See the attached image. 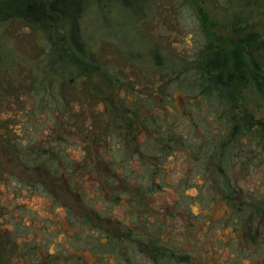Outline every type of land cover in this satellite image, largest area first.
Wrapping results in <instances>:
<instances>
[{"label": "rangeland", "instance_id": "rangeland-1", "mask_svg": "<svg viewBox=\"0 0 264 264\" xmlns=\"http://www.w3.org/2000/svg\"><path fill=\"white\" fill-rule=\"evenodd\" d=\"M4 1L6 0H0V3ZM43 1L48 4L47 8L52 6L58 21L56 26L62 31H57L56 35L65 36L72 41L78 40L84 49V53L78 57L83 58L86 64L91 61V68H97L98 62L101 64L94 74L89 75L90 80L82 79L83 87L85 83H93L97 87V93L120 100L129 95L131 107L135 96L153 99L151 105L162 109L156 114L169 119L164 122L170 124L169 133L187 135L184 130L190 125L177 116L185 108L183 85L188 79L196 78L194 65L197 66V63L192 62L199 58V52L206 46L226 58V72L232 76L234 112L248 113L255 120L264 121V89L254 75L255 65L264 67V0H41ZM13 21L9 20L4 22L3 27L0 26V63L9 67L7 71L12 79L9 83L13 87L29 86L36 79L32 74L27 79L25 76L33 72L31 64L38 61L37 57L44 49L41 45L46 44L48 37L27 27L22 21ZM253 35L257 37L254 39ZM52 51H55L56 58L57 54L62 53L61 48L50 50L51 54ZM67 63L69 62H63V67L68 68L71 76H78L80 72ZM36 66L41 75L39 79H42L43 64ZM182 71L184 72L179 75ZM105 72H112V77L129 76L130 84L138 86V93L134 95L122 91L116 96L113 85L104 78ZM0 77L4 79L3 73H0ZM2 83L0 130H3L2 122L7 121L17 131L21 127L30 130L35 134L33 140L39 141L51 132L53 122L56 123L57 120L64 123L63 119L58 118L63 115L51 110L50 105L44 103L39 95L35 97V94L26 93L22 96L21 105L16 100L10 103L3 101L2 92L12 88L6 82ZM138 102L142 115L143 111L146 112L145 109L150 113V102ZM205 102L202 105L206 107L209 116H214L218 107ZM80 103L81 101L76 102L75 109L80 119L84 118L87 124L90 123L91 116L100 113L103 108V104H98L97 108L90 103L79 108ZM187 105L190 113L196 115V110H193L195 103ZM116 111L119 112L120 109ZM24 122L26 124L21 126ZM76 131L77 129L73 133L76 134ZM100 132L107 133L108 144H102L101 152L97 147L92 150V155L99 159L96 162H100V166L93 168V182L91 176L83 179L88 191L85 195L84 187L83 190L77 188L82 191L78 195L67 189L64 181L49 184L50 195L46 192L44 194L43 190L31 191L21 181L39 180V172L23 168L5 140H0L2 204L13 208L17 218L30 225L22 229L16 228L19 230L20 245L30 238L36 239L44 248L41 251L48 249L62 256L57 259L58 264H65L68 256L78 258L82 264H97L99 254L106 249L100 251L98 247L90 245L83 238L84 233H81V237H76L77 232L85 229L81 223L77 227L76 218L88 212L98 226L108 228L106 233L118 240L115 247L111 249L110 245L107 248L110 252L108 264H162L138 243V239L144 234L157 235L155 228L158 226H166L168 234L169 230H175L174 241L183 243L193 253L188 262L177 258L176 264H264V250L261 252L263 245L244 247L243 244H238L237 247L231 241L234 235L233 224L228 220L224 227L220 226L231 208L224 201H217L216 197L215 201L211 199L217 192L214 183L204 174L203 162L195 160L188 147L176 145L175 156L170 154L169 159H166L161 153L163 157L157 160L152 151L148 150L153 144L151 137L139 131L138 127L126 130L128 136L124 142L118 138V129L103 128ZM161 132L164 134L166 131L162 129ZM73 133H67L68 143L64 147L74 157L82 160L88 154L78 135ZM162 146L165 148L166 145ZM262 152V148L258 146L254 155L244 148L243 159L252 164L245 171L238 168L235 172L237 181L248 191L256 189L258 185L264 186ZM114 157L127 158V170L131 171V176L125 181L121 180L119 189L122 193L134 196L129 198L126 195L117 202L112 199L115 188L112 190L107 181L109 176L103 173L108 168V161ZM113 163L119 164L121 161L114 159ZM78 181L79 177L73 188ZM240 196L237 203L248 197L247 191L241 192ZM207 211L210 217H204L203 214ZM97 215L102 221L95 219ZM192 222L196 226L192 227ZM257 222L260 224L261 237L264 238V214L263 217L258 216ZM7 227L13 228V224L10 222ZM191 227L193 229L189 233ZM14 262L18 264L20 260Z\"/></svg>", "mask_w": 264, "mask_h": 264}, {"label": "trees", "instance_id": "trees-1", "mask_svg": "<svg viewBox=\"0 0 264 264\" xmlns=\"http://www.w3.org/2000/svg\"><path fill=\"white\" fill-rule=\"evenodd\" d=\"M46 6H48L46 1L41 2V0H35L34 2L32 0H6L2 4L0 3V26L3 27L4 22L9 20H19L24 22L27 27L44 33L49 40V42L46 41V44L41 45L44 49L38 55V61L31 64L32 68L34 67L33 72L25 76L27 79L32 74L36 79L35 83H30L29 86L13 87L9 83V81H12L7 71L9 67L6 68L7 66H2V63H0V73L4 75V79L0 77V85H3V81L8 84L9 88H12L9 91L2 92L4 95L3 101L10 103L16 100L21 105L23 103L22 96L26 93L35 94V97L39 95L44 103L50 105L51 110L53 109L63 115L58 116V118L64 121V123L57 122V120L56 123L53 122L50 126L51 132L39 141L33 140L35 134L31 133L30 130L21 127L20 131H17L16 127H12L7 121L2 122L1 128L3 130H0V140H5L23 168L39 172V180L34 182L21 181V183L25 182V186L31 191L43 190L44 194L46 192L50 195L49 184L54 185L64 181L63 183L67 189L78 195L82 191H78L77 188L80 187L83 190L84 187L85 195L88 191L83 179H88L91 176V182H93V168L100 166L98 164L100 162H96L99 159L92 155V150L97 147L100 151L103 143L108 144L106 140L107 133L104 134L105 132L100 131L103 128L118 129V138L121 142H124L128 136L125 133L126 130L131 127H138L139 131L151 137L153 144L148 150L152 151V155L157 160L163 156L169 159L170 154L175 156L174 146L181 145L191 150V156L195 160L203 162L204 174L212 179L214 189L217 191V194L215 193L211 199L215 201L214 198L216 197L217 201H224L231 208V212L220 223V226L224 227L228 220L229 223L233 224L234 235L231 240L233 245L237 247L238 244H243L244 247L264 246V238L261 237L259 229L260 224L257 222L258 216L263 217L264 214V190H261L264 186L258 185L256 189L248 191L237 181L235 173L238 168L245 171L252 164H248L244 160L245 158L243 159L244 148L254 155L255 148L258 146L262 148V154L264 155V121L255 120L248 113L239 114L234 112L231 94L232 76L226 72V58L217 51L206 48V46L199 52V58L192 62L197 63V66L194 65L196 70L194 74L197 76L192 80L188 79L183 85L185 108L181 110L183 112L180 111L181 113L179 112L177 115L187 125H190L184 130L187 135L184 133L171 134L168 131L170 124H165L169 119H163L162 116L156 114L160 113L162 109L151 105L153 99H147L148 97L143 99L135 96L134 105L131 107L129 105L131 102L128 100L129 95L120 100L117 97L111 98L110 95L97 93V87L93 83L92 85L85 83V86H82V79L87 78L90 80L89 75L94 74L101 64L98 62L97 68H91V61L86 64L83 62V58L78 57L84 53L82 44H79L78 40L72 41L70 39V41L65 36L56 35L57 31H62L56 26L58 21L52 6H49V8ZM27 19H32V21ZM253 36L255 39L256 35ZM60 48L62 53L57 54V58L54 54L55 51H52V54L55 55L53 58L50 50ZM63 62H69L67 64L75 67L80 72L78 76H71L72 74L69 73L68 68L63 67ZM17 64L19 65V63ZM40 64H43L41 69L43 71L42 79H39L41 75L38 74L37 69L39 67L36 66ZM183 72H179V75ZM106 73H104V78L111 82L116 96L122 91L134 95L138 93L136 91L138 86L130 84L131 78L128 75V77L121 75L112 77V72ZM21 74L23 75L24 72L22 71ZM254 75L264 89V67L255 65ZM34 88L36 89L34 90ZM142 96L146 97L145 95ZM168 97L171 99V96ZM170 99L166 97V100L170 101ZM205 99L208 101L205 102ZM137 100L150 102L148 105L150 113L145 109L146 112L143 111L142 115ZM78 101H81L79 108L87 106L89 103L97 108H99L98 104H103V108L101 111L99 110L100 113L96 111L98 114L92 115L90 123L87 124L84 118L80 119L75 109V104ZM204 102L207 105L211 102L209 105H214L215 108L218 107V111H214V114L216 112L214 116H209L206 107L202 105ZM162 103L164 102L162 101ZM188 103H195L196 107L193 110H196V115L193 116L190 113V109L187 107ZM117 109H120V111L117 112ZM153 114L155 116H152ZM161 119L164 121H161ZM24 124L26 123L24 122L21 126ZM114 124H116V128ZM75 129H77L76 134L84 147L85 153L88 154L82 160L74 157L70 150L64 147L65 143H68L67 133L72 134ZM162 129L166 131L164 134L161 132ZM36 130L39 131L38 128ZM162 145H166L165 148ZM161 153H163V156ZM114 159L121 161V163H113ZM108 163V168L103 173L109 176L107 181L112 190L115 188L112 199L117 202L126 195L129 198L134 197L122 193L119 189L121 180L125 181L127 177L131 176V171L127 170L129 167L127 158L114 157ZM77 177H79V181L76 187L73 188ZM244 191H247L248 197L237 203L241 197V192ZM1 198L2 195L0 194V264H15V260H20L18 264H58L56 263L57 259L62 258V256H59L56 252L52 253L48 249L41 251L44 248L36 242V239L30 238L21 245L18 243L19 230H16V228L22 229V227H30V225L17 218L14 209L2 204ZM202 198L204 199V196ZM130 201L133 202V200ZM87 210L91 209L87 208ZM207 210L209 209L207 208ZM85 213L84 216L76 218L77 227L80 223L84 224L85 227L82 232H77L76 237H81V233H84L83 238L90 245L98 247L100 251L106 249L99 254L100 260L97 264H108L107 258L110 252L107 248L110 245L111 249L115 247L118 240L106 233L108 228L98 226L92 219L91 214ZM203 215L204 217H210L208 211ZM95 219L102 221L98 215ZM10 222L13 224V228L7 227ZM124 225L126 229L130 230V227ZM194 226H196V223L192 222V227ZM96 227L99 228L96 229ZM192 227L189 233H191ZM141 228L144 229L143 226ZM167 229L166 226H158L155 228L157 235L144 234L138 239V243L144 250L151 252V255L161 261L162 264H176L177 258H180L182 262H188L193 257V253L187 250L183 243L174 241L175 230H169L170 234H168ZM74 259L75 257L68 256L64 263L82 264L78 258ZM85 264L88 263L85 262Z\"/></svg>", "mask_w": 264, "mask_h": 264}]
</instances>
